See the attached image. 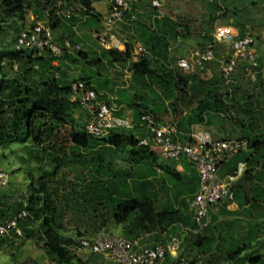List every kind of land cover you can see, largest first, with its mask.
Listing matches in <instances>:
<instances>
[{
  "label": "trees",
  "instance_id": "16d2710c",
  "mask_svg": "<svg viewBox=\"0 0 264 264\" xmlns=\"http://www.w3.org/2000/svg\"><path fill=\"white\" fill-rule=\"evenodd\" d=\"M92 4V0H1L0 23L13 18L24 20L27 10L33 7L35 19L29 27L36 22L47 21L51 36L58 30L62 44L68 39L74 44V29L83 18L85 21L92 20V27L99 30L96 27L101 24L103 16L95 11ZM133 6L116 24L118 36L125 43L123 51L105 49L100 45L99 51L80 49L75 56L64 52L70 61L78 58V62L90 69L105 70L107 63L113 66L130 62L128 87L133 89L132 96L122 86L125 94L116 95L111 100L99 92L104 84L93 86L91 77L79 76L75 81L57 77L55 73L61 68L53 61L58 59L62 62L64 57L53 56L48 49L39 53L16 50L13 43L12 48L0 51V149L10 151L13 145H23L26 157L21 155L19 159L26 162L24 168L29 190L26 202H17L15 206L0 202V223L15 217L22 210L27 212L19 220L22 235L0 237V247L20 246L30 240L57 264H82L77 258L79 253L70 249L81 237H90L99 231L113 234V230L119 227L121 235L129 240L140 242L147 235L165 233L169 234L167 242L172 236L179 237L173 230L179 226L190 235L187 247L181 251L180 244L178 258L167 255L160 264H179L180 258L201 264H264V254L256 251L259 242L252 243L258 239L253 230L262 227L260 231H263L264 224L248 223L246 234L231 241L223 235L225 230L232 228L230 223L228 226L225 223L213 226L212 220L207 228L197 230L191 201L199 188V175L190 168L193 163L180 159L187 161L185 166L189 169L188 174H181L172 163L165 162L167 159L162 156L163 160L160 159L156 154H160V150H153V144L141 145L139 142L143 138L133 132L135 125L141 124L140 115L143 112L150 113L161 122L166 121L159 117V113L167 108H171L177 116L178 109L173 101L186 108L190 106L189 112L174 123L179 132L187 134L181 140L188 139L190 127L203 123L205 116L211 112L218 114L222 120H230L241 132L248 124L253 129L252 134L245 136L241 133L238 137L248 141V149L232 155L219 171L223 170V177L234 175L239 164H243L240 177L247 175L250 195L236 188L232 191V199L237 200L239 207L249 205L257 209L264 208V177H259L264 168V130L256 123L260 118L254 117L247 107L241 109L244 116L240 117L235 110L237 104L233 90L231 93L226 90L221 74V84L212 76H205L207 65L203 76L182 72L177 60L186 53L177 57L172 65L171 45L188 36L187 25L154 13L133 15ZM60 11L69 14L60 15ZM21 28L24 29V26ZM122 31L127 32L126 36ZM211 32L201 33L196 47L203 49L212 39ZM135 43L141 44L144 51L134 60L132 46ZM62 48L63 51L68 50L64 46ZM260 69L259 66L255 79L260 76ZM79 80L94 89L98 99H106L118 106L124 103L133 110V128L110 130L100 139L89 136L85 132L89 114L71 89L72 84ZM190 83L197 84L201 94L195 95L190 90ZM230 86L232 89L233 83ZM157 104H161L158 112L154 109ZM79 108L85 112L86 123L83 127L69 126ZM123 109L119 108L114 113L122 115ZM145 133L148 136L146 129ZM128 149L130 163L125 170H116L111 161L104 160V156ZM244 151L249 153L248 156H239ZM2 156L7 159L6 154ZM32 162L35 167L39 164L36 167L39 172L37 177L33 175ZM144 166L147 167L144 169ZM66 169L74 173V179L68 178ZM237 189L242 193L239 198H235ZM68 209L75 212L78 220L74 235L68 234L65 227V211ZM261 216L264 217V210ZM256 224L259 227H255ZM209 231L211 234H207ZM234 241L235 246L229 249L228 245ZM251 251L255 253L248 256ZM191 254L193 257L189 258Z\"/></svg>",
  "mask_w": 264,
  "mask_h": 264
},
{
  "label": "built area",
  "instance_id": "2783aa9c",
  "mask_svg": "<svg viewBox=\"0 0 264 264\" xmlns=\"http://www.w3.org/2000/svg\"><path fill=\"white\" fill-rule=\"evenodd\" d=\"M151 6L160 7L159 0H152ZM131 10L129 0H111L108 13L102 18L104 30H92V35L105 49L123 51L124 41L109 27L122 21L124 12ZM224 10L221 11V13ZM203 34V33H202ZM211 41L203 49L191 48L184 57L177 60L178 68L186 74H200L208 63L217 60L216 48L222 46L226 50V57L220 60V74L224 80V87L231 93L233 75L241 66L244 75L255 80L257 69L260 66L256 57V39L251 34H242L240 30L228 22H219L211 32ZM64 47L72 49L68 41ZM14 48L39 53L48 49L53 56H60L63 48L52 42L51 29L48 25L36 22L32 27L20 30L17 34ZM144 48L135 43L132 46L133 59L141 54ZM71 89L78 96L79 103L89 114L85 124V132L96 139L104 137L110 130L132 129L134 123L131 118L114 113L115 108L106 99H98L94 89L85 85L83 81H76ZM142 126L149 133L140 140V144L147 146L150 143L160 150V154L167 160L179 161L185 159L195 166L199 175V188L195 193L191 207L193 221L197 230L201 231L210 224L209 211L220 204L228 193L230 183L240 177L243 164L234 175H227V181L219 180V169L232 155L248 149V141L238 137L211 139L205 133H189L186 140L177 139L179 133L176 124L157 121L150 113L140 115ZM9 174L0 169V184L6 185ZM232 198V195H231ZM27 215L22 210L15 217L0 223V237L22 235L19 220ZM180 240L172 236L165 244L154 247L141 246L139 240H129L122 235L99 231L90 237H81L70 248L75 253L102 254L105 259L115 264H160L166 256L173 259L179 256ZM50 264H57L52 261ZM179 264L190 263L185 258L179 259Z\"/></svg>",
  "mask_w": 264,
  "mask_h": 264
},
{
  "label": "rangeland",
  "instance_id": "374dc122",
  "mask_svg": "<svg viewBox=\"0 0 264 264\" xmlns=\"http://www.w3.org/2000/svg\"><path fill=\"white\" fill-rule=\"evenodd\" d=\"M92 1L95 11L104 17L110 9L111 0ZM129 1L131 6L134 5L132 8L134 9L133 15L135 13H154L157 16L169 17L183 25H187L188 32L186 33H188V36L181 37L177 42L171 45L170 54L172 65L175 64L177 57L184 56L189 49L198 45L201 33L211 32L214 25L219 22L231 23L232 25L236 26L241 31V33L251 34L253 37H255L257 40L255 44L256 57L261 67L260 76L255 80H250L244 75L241 66H239L232 77V90L236 100L235 103L237 104V108L235 109L237 111L236 113L240 117H243L244 115L241 113V109L247 107L246 109H249L251 111L250 113H252L254 117L256 115V117L260 118V120L256 121V123L258 124L259 128L264 130V0H159L161 6L157 8H153L151 6L152 0ZM222 10L224 11L221 13ZM59 14L68 15L69 12L67 14L66 11H60ZM33 18L35 19V12L33 7H31L27 10L24 20H21L20 18H13L6 19L1 22L0 51L3 49L12 48L15 37L19 33V30L23 29L21 27L24 26V29L28 28L31 23H33ZM22 23L25 24L22 25ZM41 23L47 25V21H41ZM92 23V20L88 19V21H85V18H83V20L77 25V28L74 29L72 35V41L74 44H71L69 42L70 40L68 39L72 49L62 51V54L59 56V58L64 57L62 62H60L58 59L53 61L54 65H59L61 68V70L56 72L55 75L61 79L65 78L70 81H75L79 78V76L91 77L93 80V86H97L98 83L104 84V87L99 92L105 95L104 97L106 98L125 94L121 90L122 86L128 90L132 96L133 89H131L130 86L128 87L131 74L130 62L118 63L113 66L107 65V63L105 70H99L96 68H88L82 62H78V58H76L77 60L75 61H70L67 56H65L64 52H67V54L70 56H75V54L80 49L89 51H93L94 49L100 50V44L92 35V30L94 29V27H92L94 26ZM96 26L97 25H95V27ZM103 27L104 26L101 22V24L96 28L101 30ZM109 30L118 34V25L109 27ZM119 31L121 32V25H119ZM126 33V31H122V34L125 35ZM60 35L61 34L58 32V30L54 31L52 34L53 43L63 47L64 44L59 41L60 37H62ZM225 57L226 50L222 46H218L216 49L217 60L207 64L208 69L206 70L205 76H212L221 84L220 60H223ZM119 72L122 76L118 75ZM116 84L117 86L115 87ZM249 96L250 98H248ZM173 104L178 109L177 116L173 114L171 108H167L166 110L159 113V117L166 122H176L178 117L182 118L186 112H189L190 106L186 108L184 107L185 105L182 106V104L177 101H173ZM121 105L125 110H129L124 103ZM160 105L161 104H157L154 107L156 112H158V107ZM166 107H169V105H166ZM86 120L87 117L85 116L84 110L79 108L74 113L72 122L69 124V126L78 125L83 127L86 123ZM226 121L231 122L227 119ZM235 126V136L239 137L241 133L245 136H250V134H252L253 129L250 128L248 124L246 127H244L242 132L237 125ZM22 147L23 145H13L11 146L10 151L8 149H5L4 151L0 149V169L5 170L9 174V180L7 184H0V202L8 203L10 206H15L17 202H26L29 197V190L27 189V175L24 168L26 166V162H23L19 159V156L21 155L26 157V152ZM129 152V149L121 150L115 154H111L110 156H104V160L106 159L107 161H111L116 170H125L129 167L130 163V160L128 159ZM3 153L6 154L7 159L3 158ZM248 154V152L244 151L240 153L239 156L245 157L248 156ZM157 155L161 156L159 152ZM34 165L35 164L32 162L31 166L33 169V175L37 177L39 176V172L36 170V167L39 164H36V167ZM147 166H144V169ZM66 171L68 173V178L74 179V173L68 169H66ZM218 175L219 180L224 181L223 170H220ZM259 177H264V168L262 169ZM235 191V198L236 196L239 198L242 194L241 191L239 189ZM234 201L237 202L236 199H234ZM65 213L66 215L64 222L66 229H68L67 233L74 235V229L78 224V220H76V214L71 209L66 210ZM223 213L234 214L225 210H223ZM261 220L264 221V217ZM261 225L262 224H260V226ZM255 227H259V225L256 224ZM233 232H236V229L233 231L225 230L223 235H225L226 239L231 241L232 239H235L232 235ZM235 242L236 241H234L232 244H229L230 247L228 245V248L231 249L233 246H235ZM263 247L264 242L263 245H261L262 250ZM254 253L255 251L248 252V256H251ZM191 257H193L192 254L189 255V258ZM77 258L82 261V264H115L102 257V255L79 253L77 254ZM52 261L53 260L46 256L41 247L34 241H24L20 246L12 247L10 245H6L0 247V264H50Z\"/></svg>",
  "mask_w": 264,
  "mask_h": 264
},
{
  "label": "crops",
  "instance_id": "0c3cea01",
  "mask_svg": "<svg viewBox=\"0 0 264 264\" xmlns=\"http://www.w3.org/2000/svg\"><path fill=\"white\" fill-rule=\"evenodd\" d=\"M93 5V4H92ZM94 7V6H93ZM109 8V7H108ZM96 50V49H94ZM86 51V50H85ZM88 51V50H87ZM99 51V50H96ZM116 65V64H114ZM118 73V72H117ZM120 75V72L119 74ZM122 76V75H120ZM115 99L116 97L110 96L109 99ZM112 105L115 108V111H118L119 108H122V105H116V103H112ZM123 116H126L128 118H131L133 121V110H125L123 109ZM181 118L178 117L176 119V122L180 120ZM173 122V123H176ZM235 128L236 126L232 122H227L225 119L222 120L221 117L216 114V113H209L207 116H205L204 122L200 124H194L190 127L189 132H194V133H205L208 137L211 139L217 140V139H224V138H232V137H238L235 136ZM133 132L135 135L139 138H144L146 137L145 129L142 127V125H135V128L133 129ZM187 134L184 132H179L177 135V139L181 140L184 136ZM153 150H157V147L153 146ZM158 154V152H156ZM161 159V156H160ZM163 160V159H162ZM167 163H172L175 166V169L180 172L181 174H188V168L185 166L187 164V161H177V162H171L167 161ZM190 168H193L195 172H197L195 166L191 165ZM239 178V177H238ZM236 178L235 180H237ZM234 180V181H235ZM224 181H227V176L224 177ZM232 181L231 184L234 182ZM225 206V208H223ZM223 210L225 211H230L234 214H224ZM264 208L257 207V209L251 208L249 205L239 207L238 202L234 201L231 198V203L228 205H222V202L220 204H217L214 206L211 211H210V216H211V221L212 225H216L218 223H225L227 226L230 223L229 230L231 229H236V232H233V237L237 240L239 239L240 236H244L247 232V229H249L248 223L253 224V223H259V224H264V221L261 219L263 216H261V213L263 212ZM238 225V226H236ZM238 227V228H237ZM262 228V227H261ZM261 228H255L253 233L258 237L255 241H252V243H258L257 252L263 253L264 254V247L263 250L261 248V245H263L264 242V230L260 231ZM176 231L177 235H179V240L181 244V251H184L185 248L187 247L186 243L189 242V237L190 235L187 234L186 230H181L179 226H176L174 229ZM216 233V232H215ZM113 234H118L121 235V230L120 228H115L113 230ZM173 234V232H172ZM207 234H211L210 231ZM169 234H161L160 236H156V234H150L145 236L144 238L141 239L140 245L141 246H151V245H157L161 244L162 241L167 240ZM216 235V234H215ZM160 237V239L158 238Z\"/></svg>",
  "mask_w": 264,
  "mask_h": 264
},
{
  "label": "water",
  "instance_id": "95a60500",
  "mask_svg": "<svg viewBox=\"0 0 264 264\" xmlns=\"http://www.w3.org/2000/svg\"><path fill=\"white\" fill-rule=\"evenodd\" d=\"M190 90L195 94V95H199L201 93V89L200 87L195 84V83H190ZM235 188H240L243 189L246 192V195L249 196L250 195V184L249 181L247 179V175H242L241 177H239L237 180H235L229 190L227 195L225 196V198L222 201V205H228L231 203V195H232V191Z\"/></svg>",
  "mask_w": 264,
  "mask_h": 264
}]
</instances>
